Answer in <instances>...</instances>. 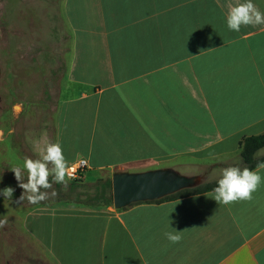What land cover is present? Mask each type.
I'll use <instances>...</instances> for the list:
<instances>
[{
  "label": "crops",
  "instance_id": "0c3cea01",
  "mask_svg": "<svg viewBox=\"0 0 264 264\" xmlns=\"http://www.w3.org/2000/svg\"><path fill=\"white\" fill-rule=\"evenodd\" d=\"M241 2L60 0L69 46L54 143L66 166L83 158L84 172L169 167L206 182L242 168L240 140L264 130V26L228 30L225 13ZM253 3L264 12V0ZM8 132L0 129V145ZM8 149L5 163L17 162L20 150ZM4 171L0 189L14 196ZM259 174L252 199L228 205L212 190L120 209L25 207L0 196V264L30 254L52 264H264ZM169 219L181 231L174 244L163 236Z\"/></svg>",
  "mask_w": 264,
  "mask_h": 264
},
{
  "label": "rangeland",
  "instance_id": "374dc122",
  "mask_svg": "<svg viewBox=\"0 0 264 264\" xmlns=\"http://www.w3.org/2000/svg\"><path fill=\"white\" fill-rule=\"evenodd\" d=\"M66 33L60 0H0V129L10 128L5 136L7 142L0 147L7 146L10 154H14V149L20 150L17 162L15 155L8 156V163L0 155V173L4 174L8 168V178L17 185L12 199L25 207L37 204L29 203L26 196L19 201L23 189L10 169L22 164L20 159H37L40 148L54 143L55 117L69 46ZM112 172L86 170L80 182L75 183L76 187L68 177L65 185L55 183L50 176L52 187L44 190L48 197L38 204L81 205L94 196L96 185L105 180H110L107 193L111 196ZM205 182L200 180V184ZM53 191L55 196L51 195ZM21 237L30 249V241ZM24 264L52 263L30 254L24 258Z\"/></svg>",
  "mask_w": 264,
  "mask_h": 264
},
{
  "label": "clouds",
  "instance_id": "9594fccd",
  "mask_svg": "<svg viewBox=\"0 0 264 264\" xmlns=\"http://www.w3.org/2000/svg\"><path fill=\"white\" fill-rule=\"evenodd\" d=\"M225 21L229 31L239 32L242 26H264V12H261L253 3V0H243L234 4L225 13ZM259 169H264V162H259L256 170L247 167L228 166L219 170L216 186L212 190L211 199L218 205H228L235 201L251 200L252 193L261 184L262 177ZM10 171L14 174L18 186L23 189L19 201L27 198L31 204H38L48 197L44 190L52 187L49 177L57 184L66 185V162L62 147L58 142H49L38 151V158H24L22 164L13 166ZM2 179V177H0ZM14 189L6 187L0 189V196L10 201ZM52 196L56 193L53 191ZM6 220L0 219V226ZM170 219L167 225L171 231L163 233L164 238L170 243L180 241V232L170 227Z\"/></svg>",
  "mask_w": 264,
  "mask_h": 264
},
{
  "label": "water",
  "instance_id": "95a60500",
  "mask_svg": "<svg viewBox=\"0 0 264 264\" xmlns=\"http://www.w3.org/2000/svg\"><path fill=\"white\" fill-rule=\"evenodd\" d=\"M200 180L198 175H184L169 167L114 171L111 174L112 205L120 209L135 202L157 200L198 186Z\"/></svg>",
  "mask_w": 264,
  "mask_h": 264
},
{
  "label": "trees",
  "instance_id": "16d2710c",
  "mask_svg": "<svg viewBox=\"0 0 264 264\" xmlns=\"http://www.w3.org/2000/svg\"><path fill=\"white\" fill-rule=\"evenodd\" d=\"M240 147V158L243 164L242 169L247 167L249 169H253L259 162H264V156L257 157L256 152L264 147V130L261 133L253 134L249 136L243 137L239 142ZM81 178L71 179L70 184L76 187L75 183L80 182ZM216 186V180L211 182H205L198 186L192 188L182 189L173 194L164 196L160 199L153 200L155 202H160L164 200H171L174 198L197 194L205 191L213 190ZM110 187V180H105L103 182H99L94 191V196L87 199L81 203V205L75 206H85L90 208H100L103 206H108L112 204V195L110 196L107 193V188ZM100 199L101 202L98 200ZM79 203V202H78ZM74 206V205H73Z\"/></svg>",
  "mask_w": 264,
  "mask_h": 264
},
{
  "label": "built area",
  "instance_id": "2783aa9c",
  "mask_svg": "<svg viewBox=\"0 0 264 264\" xmlns=\"http://www.w3.org/2000/svg\"><path fill=\"white\" fill-rule=\"evenodd\" d=\"M86 169V161L83 158H79L76 161L66 166V177L70 179L82 178L83 172Z\"/></svg>",
  "mask_w": 264,
  "mask_h": 264
}]
</instances>
